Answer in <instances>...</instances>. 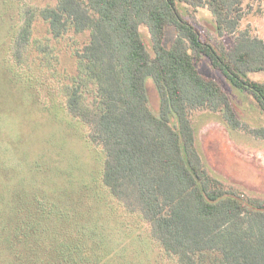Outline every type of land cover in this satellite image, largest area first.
<instances>
[{
    "label": "trees",
    "instance_id": "obj_1",
    "mask_svg": "<svg viewBox=\"0 0 264 264\" xmlns=\"http://www.w3.org/2000/svg\"><path fill=\"white\" fill-rule=\"evenodd\" d=\"M253 1L262 0H10L16 20L0 38V74L12 88L6 97L24 107L28 96L18 98L13 87L25 89L45 112L82 132L109 203L144 227L160 264H264V197L210 173L193 125L195 114L207 112L264 138V127L240 119L222 87L198 68L207 58L264 111V81L246 77L264 71V39L241 28ZM201 8L228 44L211 42L184 14ZM168 27L174 36L165 46ZM146 77L159 96L157 112ZM3 101L0 119L10 115ZM0 193L7 264H101L100 242L84 246L81 224L51 194ZM51 215L67 226L65 234L45 235Z\"/></svg>",
    "mask_w": 264,
    "mask_h": 264
},
{
    "label": "rangeland",
    "instance_id": "obj_2",
    "mask_svg": "<svg viewBox=\"0 0 264 264\" xmlns=\"http://www.w3.org/2000/svg\"><path fill=\"white\" fill-rule=\"evenodd\" d=\"M246 11L241 28L248 27L251 34L264 39V0L253 1ZM16 13L10 0H0V38H6L12 31ZM184 14L211 42L228 44L231 41L227 35L217 37L208 10L201 8ZM141 33L148 44L145 26L141 27ZM173 36V28H166L165 46ZM62 60L68 64L70 56L65 54ZM198 68L222 87L240 119L251 127H264V111L251 94L234 86L205 57ZM246 77L264 81V71L249 72ZM145 84L149 105L157 112L159 96L154 81L146 77ZM13 88L18 98L23 93L28 96L24 107L12 104L6 97L12 94V88L5 74H0V97H4L5 105L2 107L10 114L0 119V179H4L0 191L4 190L7 192L5 196L11 197L22 191L27 192L24 197L32 196L34 191L51 194L55 204L71 213L74 221L81 224L84 230L79 239L84 246L91 250V244L100 242L102 252L106 253L101 264H160L157 247L152 244L144 227L126 216L120 203H109V194L97 179L98 158L83 140L82 132L66 122L63 115L62 120L60 116L56 118L45 112L25 89L23 92ZM193 125L197 149L210 173L241 187L252 196L264 197V138L233 130L207 112L195 114ZM2 205L3 210L10 211L8 205L7 209L5 204ZM51 216L43 221L47 224L45 235L51 238L65 234L67 226L60 221L61 218L58 221L54 215ZM7 261L6 251H0V264H7Z\"/></svg>",
    "mask_w": 264,
    "mask_h": 264
}]
</instances>
